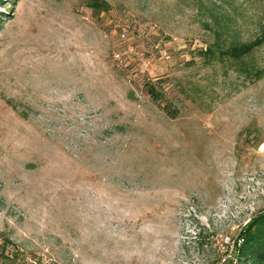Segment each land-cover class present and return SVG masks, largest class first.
Wrapping results in <instances>:
<instances>
[{
    "label": "rangeland",
    "instance_id": "1",
    "mask_svg": "<svg viewBox=\"0 0 264 264\" xmlns=\"http://www.w3.org/2000/svg\"><path fill=\"white\" fill-rule=\"evenodd\" d=\"M263 35L264 0H3L0 264H244L264 40L224 51Z\"/></svg>",
    "mask_w": 264,
    "mask_h": 264
},
{
    "label": "trees",
    "instance_id": "2",
    "mask_svg": "<svg viewBox=\"0 0 264 264\" xmlns=\"http://www.w3.org/2000/svg\"><path fill=\"white\" fill-rule=\"evenodd\" d=\"M2 1L0 0V5ZM99 5L104 9L103 4ZM263 40L264 35L250 45L233 47L229 51H224V53L232 57H238L249 52L251 45H259ZM239 239L241 241L239 244H235L234 249L236 258L244 264H264V211L253 217L251 222L242 229Z\"/></svg>",
    "mask_w": 264,
    "mask_h": 264
}]
</instances>
